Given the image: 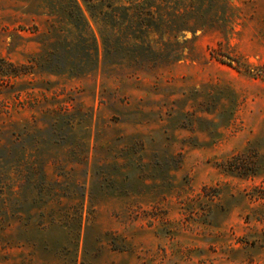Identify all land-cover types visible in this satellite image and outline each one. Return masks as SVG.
<instances>
[{
	"label": "rangeland",
	"instance_id": "1",
	"mask_svg": "<svg viewBox=\"0 0 264 264\" xmlns=\"http://www.w3.org/2000/svg\"><path fill=\"white\" fill-rule=\"evenodd\" d=\"M71 1L0 0V264H264V0Z\"/></svg>",
	"mask_w": 264,
	"mask_h": 264
},
{
	"label": "trees",
	"instance_id": "2",
	"mask_svg": "<svg viewBox=\"0 0 264 264\" xmlns=\"http://www.w3.org/2000/svg\"><path fill=\"white\" fill-rule=\"evenodd\" d=\"M86 3L88 9L92 7L91 4H89V0H84ZM72 3V9H70L67 14H70V17H74L75 19L82 20V17L80 16L79 7L75 0L71 1ZM145 4H148V8L146 7L143 11H138L137 8L140 7L139 5H134L132 8V12L130 14L129 7H123V6H115L107 5L106 7L111 9L110 13H102V14H94L90 13L92 17H100L102 21L105 20V18H109L115 25H113L114 29H119L123 25V21H127V27H125V30H128V33H126V39L131 41V45L134 47L143 48H151L150 41L148 39L149 35L151 33H158L160 34L165 33L168 31L170 27L169 21L173 17L178 16L174 10H171L167 13L160 12L158 7H155V11L151 12L149 10L152 5L150 4V1L145 2ZM104 5V4H102ZM167 19V20H166ZM127 28V29H126ZM166 30V31H163ZM161 33V34H162ZM103 44L105 46V40L102 38ZM105 49V47H104ZM224 62H222L223 64Z\"/></svg>",
	"mask_w": 264,
	"mask_h": 264
}]
</instances>
